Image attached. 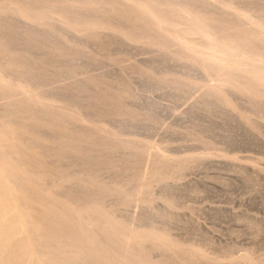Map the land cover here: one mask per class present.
<instances>
[{"label": "rangeland", "instance_id": "rangeland-1", "mask_svg": "<svg viewBox=\"0 0 264 264\" xmlns=\"http://www.w3.org/2000/svg\"><path fill=\"white\" fill-rule=\"evenodd\" d=\"M0 162V264H264V0H0Z\"/></svg>", "mask_w": 264, "mask_h": 264}, {"label": "bare ground", "instance_id": "bare-ground-1", "mask_svg": "<svg viewBox=\"0 0 264 264\" xmlns=\"http://www.w3.org/2000/svg\"><path fill=\"white\" fill-rule=\"evenodd\" d=\"M147 6V5H146ZM197 19V18H196ZM202 21V20H201ZM208 24V22H205V25H207ZM167 30V29H166ZM245 35V34H244ZM252 36H253V34H251ZM248 39L250 38V37H247ZM237 43H239V42H237ZM244 45V44H243ZM4 162V161H3ZM8 163V162H7ZM0 164H1V162H0ZM9 165V164H8ZM1 168V167H0ZM12 168H13V166H12ZM4 171H6V170H8V168H6V167H3L2 168ZM3 171V172H4ZM16 171V170H15ZM14 171V172H15ZM8 172V171H7ZM12 172V171H11ZM7 177V176H6ZM16 184V183H15ZM16 186H17V184H16ZM13 190V189H12ZM13 192H14V190H13ZM15 194V193H14ZM20 196V195H19ZM22 196V195H21ZM17 199V198H16ZM42 200V199H41ZM17 202V201H16ZM20 202V201H19ZM42 203H44V202H42ZM52 205V204H51ZM15 207V209H16V205H15V203H14V200H13V197H12V192H11V190L6 186V185H4L3 184V182H1V180H0V212H7L8 210H14L13 208ZM10 208V209H9ZM30 209V208H29ZM26 211V210H25ZM15 212V211H14ZM4 213H3V215H4ZM10 213H12V212H10ZM2 214V213H1ZM26 214H28L29 215V213L26 211ZM54 214H56V213H54ZM6 215V214H5ZM25 215V214H24ZM31 215V214H30ZM30 215H29V217H30ZM15 216V215H14ZM34 223V222H33ZM11 225V226H10ZM9 225V227H11L10 229L7 227L6 229H4V230H2L1 232H0V257H2V254L4 253L3 252V248L5 247H3V248H1L3 245V243L9 238L8 236H10V234L11 233H13V232H11V230H15V231H18V229L20 230V228L21 227H19L18 225H19V223L17 224H10ZM21 226V225H20ZM23 226H24V224H23ZM30 226V225H29ZM34 226V225H33ZM40 226V225H39ZM117 226V225H116ZM15 227H19L17 230L15 229ZM25 227V226H24ZM35 227V226H34ZM115 227V226H114ZM14 228V229H13ZM14 231V232H15ZM43 232V231H42ZM32 233V232H31ZM71 234V233H70ZM69 234V235H70ZM46 235V234H45ZM52 235V234H51ZM44 236V235H43ZM36 240V239H35ZM64 240H66L65 238H64ZM60 241V240H59ZM61 241H63L62 240V238H61ZM60 241V242H61ZM91 241V240H90ZM7 242V241H6ZM30 242H33V241H30ZM68 242V241H67ZM34 243V242H33ZM30 244V243H29ZM35 244V243H34ZM54 244V243H53ZM19 245H20V243H19ZM25 245H27V244H25ZM30 245H33L32 243L30 244ZM35 246V245H34ZM6 248V247H5ZM18 248H19V246H18ZM28 248V245L27 246H24L23 245V247L21 246V249H20V251L21 250H23L24 249V251H25V249H27ZM33 247L31 246V250H33V249H35V248H33ZM37 248V247H36ZM29 249V248H28ZM27 249V250H28ZM19 251V250H18ZM72 251V250H71ZM12 252V251H11ZM28 252V251H27ZM51 252H53V250L51 251ZM21 253H23V251L21 252ZM34 253V252H33ZM58 253V252H57ZM5 254V253H4ZM3 254V255H4ZM8 254V253H7ZM13 254H14V252H13ZM82 254V253H81ZM146 256V255H145ZM20 257V256H19ZM84 257H86V256H84ZM4 258H6V256L4 257ZM37 258V257H36ZM2 259V258H1ZM10 259V258H9ZM38 259V258H37ZM40 259V258H39ZM39 259H38V261H39ZM44 259V258H43ZM58 259H60V258H58ZM17 259H11L7 264H20L19 263V261H16ZM20 260V259H19ZM57 260V259H56ZM7 261V260H6ZM144 261V260H143ZM142 261V262H143ZM52 263H54V262H52ZM51 263V264H52ZM60 263V262H59ZM141 263V262H140ZM36 264V263H35ZM49 264V263H48ZM61 264H62V262H61Z\"/></svg>", "mask_w": 264, "mask_h": 264}]
</instances>
